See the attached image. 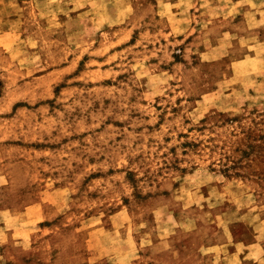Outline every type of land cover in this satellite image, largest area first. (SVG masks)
Here are the masks:
<instances>
[{
  "label": "rangeland",
  "instance_id": "1",
  "mask_svg": "<svg viewBox=\"0 0 264 264\" xmlns=\"http://www.w3.org/2000/svg\"><path fill=\"white\" fill-rule=\"evenodd\" d=\"M0 264H264V0H0Z\"/></svg>",
  "mask_w": 264,
  "mask_h": 264
}]
</instances>
